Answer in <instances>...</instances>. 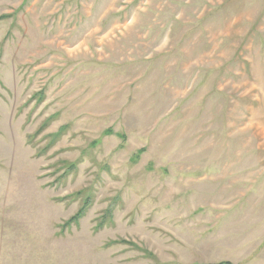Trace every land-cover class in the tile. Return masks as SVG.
<instances>
[{
  "label": "rangeland",
  "instance_id": "rangeland-1",
  "mask_svg": "<svg viewBox=\"0 0 264 264\" xmlns=\"http://www.w3.org/2000/svg\"><path fill=\"white\" fill-rule=\"evenodd\" d=\"M224 262L264 264V0H0V264Z\"/></svg>",
  "mask_w": 264,
  "mask_h": 264
},
{
  "label": "trees",
  "instance_id": "trees-1",
  "mask_svg": "<svg viewBox=\"0 0 264 264\" xmlns=\"http://www.w3.org/2000/svg\"><path fill=\"white\" fill-rule=\"evenodd\" d=\"M43 128V127H42ZM106 133H109L110 130H106L105 131ZM50 136V139L49 142H48V146L49 147L51 144H53L56 140V135H49ZM121 137L123 136L122 134L120 135ZM70 168H74V164H71L69 166ZM90 204V201L86 200L83 205L78 209L77 213L73 216H71L68 220H66L65 222L61 223L60 227L61 228H64L68 225H70V223H77L78 219L82 216V214L84 213L85 209L88 207V205ZM107 214H109V211L106 212ZM101 223L102 222H99V224H97V227H100L101 226ZM121 242H125L123 240H121ZM221 264H230V263H227V262H224V263H221Z\"/></svg>",
  "mask_w": 264,
  "mask_h": 264
}]
</instances>
